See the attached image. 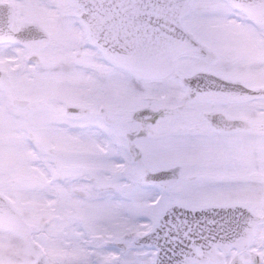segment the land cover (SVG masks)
Returning <instances> with one entry per match:
<instances>
[{"label": "snow or ice", "instance_id": "snow-or-ice-1", "mask_svg": "<svg viewBox=\"0 0 264 264\" xmlns=\"http://www.w3.org/2000/svg\"><path fill=\"white\" fill-rule=\"evenodd\" d=\"M0 264H264V0H0Z\"/></svg>", "mask_w": 264, "mask_h": 264}]
</instances>
